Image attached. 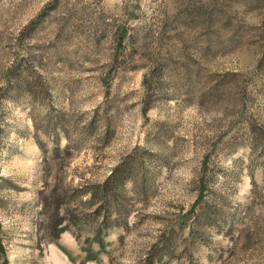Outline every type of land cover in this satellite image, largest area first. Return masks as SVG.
<instances>
[{"label":"rangeland","instance_id":"rangeland-1","mask_svg":"<svg viewBox=\"0 0 264 264\" xmlns=\"http://www.w3.org/2000/svg\"><path fill=\"white\" fill-rule=\"evenodd\" d=\"M149 259L264 264V0H0V264Z\"/></svg>","mask_w":264,"mask_h":264},{"label":"trees","instance_id":"trees-1","mask_svg":"<svg viewBox=\"0 0 264 264\" xmlns=\"http://www.w3.org/2000/svg\"><path fill=\"white\" fill-rule=\"evenodd\" d=\"M61 224H63V220L62 219H60L59 222L56 220V226L57 227H59ZM61 232L58 231L57 237L59 236V233H61ZM3 264H6V262H4ZM145 264H157V262L149 259Z\"/></svg>","mask_w":264,"mask_h":264}]
</instances>
